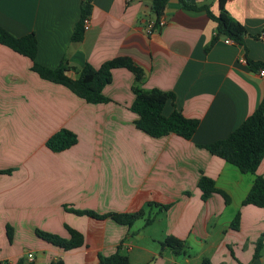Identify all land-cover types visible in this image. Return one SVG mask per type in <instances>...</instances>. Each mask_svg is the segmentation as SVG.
Here are the masks:
<instances>
[{
  "label": "crops",
  "instance_id": "0c3cea01",
  "mask_svg": "<svg viewBox=\"0 0 264 264\" xmlns=\"http://www.w3.org/2000/svg\"><path fill=\"white\" fill-rule=\"evenodd\" d=\"M189 2L218 13V0ZM225 8L245 27L243 44L222 36L210 44L215 22L178 0H168L165 24L149 34L151 0H92L89 27L77 42L71 35L80 0H0V26L14 36L33 32L38 64L65 61L66 74L77 78L85 63L97 68L128 57L144 72L135 84L129 70L112 69L102 89L109 100L93 104L41 78L28 57L0 44V261L15 264L31 251L34 264H97L98 254L122 243L127 264H264V207L242 204L255 174L202 147L225 138L264 97V76L247 63L264 65V0H226ZM133 85L172 92L162 114L177 109L198 119L191 138L138 129L129 108ZM61 129L76 143L51 151L46 140ZM256 174L264 177V156ZM202 175L218 189L206 199L197 186ZM141 208L143 216L129 226L67 210ZM236 213L238 226L231 228ZM65 226L82 234L81 246L63 250L36 234L67 238ZM170 236L184 243L183 253L162 246Z\"/></svg>",
  "mask_w": 264,
  "mask_h": 264
},
{
  "label": "trees",
  "instance_id": "16d2710c",
  "mask_svg": "<svg viewBox=\"0 0 264 264\" xmlns=\"http://www.w3.org/2000/svg\"><path fill=\"white\" fill-rule=\"evenodd\" d=\"M226 0H218V13L214 14L206 4L195 5L189 0H178L185 9L204 10L207 16L215 22V32L211 39L212 44L219 37L229 38L233 43L243 44L244 36L247 34L245 27L233 18L225 8ZM168 0H151V9L157 19L162 15ZM92 0H80V16L75 23L71 35V41L77 42L83 36V19L90 15ZM0 44L10 47L12 50L28 57L31 60V70L41 78L61 84L69 89L77 97L88 103L107 102L109 99L103 95V87L112 80V69L125 68L132 72L135 84L142 82L143 70L135 65L128 57H115L104 61L99 67L94 68L85 63L77 78H71L66 74L69 68L65 61H62L55 68L44 67L35 62L36 38L33 32L22 36H14L9 31L0 26ZM209 45L205 49L209 48ZM251 69L264 68L260 61L247 59ZM134 99L130 105V110L137 115L135 126L151 137H160L168 133H175L185 139H190L198 126V119L187 118L179 110L173 109L167 116L162 114L164 104L168 100H173L172 92L151 89L143 91L133 85ZM76 136L67 129H61L52 134L46 140V146L51 151H61L76 143ZM211 154L220 157L224 161L236 166L242 173H253L255 178L242 200V204H251L257 207H264V177L256 174L259 163L264 156V97L257 108L244 119L225 138L202 145ZM198 188L201 191V198L206 199L209 194L218 189L214 186V181L207 176H200ZM225 203H228V196L221 192ZM160 207L166 208L167 205ZM75 214L87 215L93 218L109 217L119 224L131 225L136 219L144 214V209L132 213H106L97 214L92 210L67 209ZM151 219L147 218L145 224ZM239 213L232 219L231 228H237ZM68 237L63 238L57 234L36 230V234L42 240L51 243L63 250L75 249L83 244V236L77 230L65 226ZM10 239V233H8ZM162 246H170L174 253L179 254L185 251L184 243L175 237H166ZM260 241L256 243V253L261 248ZM122 243H119L115 251L109 255L98 254L97 264H127V255L121 250ZM256 256V255H255ZM0 264L5 262L0 261ZM15 264H34L26 258H19ZM50 264H63L61 260L52 261Z\"/></svg>",
  "mask_w": 264,
  "mask_h": 264
},
{
  "label": "built area",
  "instance_id": "2783aa9c",
  "mask_svg": "<svg viewBox=\"0 0 264 264\" xmlns=\"http://www.w3.org/2000/svg\"><path fill=\"white\" fill-rule=\"evenodd\" d=\"M165 24V19L160 15L157 19L149 24L146 28V33L149 34L155 29L161 28ZM89 27V16L83 19V29L86 30ZM224 41L226 43H232V40L229 38H225ZM259 75L264 76V68H259L258 70ZM25 258L27 261L34 260V254L31 251H28L25 254Z\"/></svg>",
  "mask_w": 264,
  "mask_h": 264
}]
</instances>
